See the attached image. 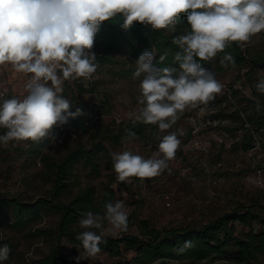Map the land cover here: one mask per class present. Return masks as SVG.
I'll return each instance as SVG.
<instances>
[{
    "label": "clouds",
    "instance_id": "9594fccd",
    "mask_svg": "<svg viewBox=\"0 0 264 264\" xmlns=\"http://www.w3.org/2000/svg\"><path fill=\"white\" fill-rule=\"evenodd\" d=\"M182 13H187L191 31L172 41L182 50L175 55L181 71L174 75L175 68L156 67L152 53L145 51L133 73L134 78L143 74L138 98L143 107L133 114L134 120L158 124L161 131L172 127L186 109L207 104L221 91L215 74L195 58L210 60L229 43L249 41L264 30V0H0V65L8 63L17 72L31 74L26 97L0 105V128L7 129L0 135V144L56 139L54 128L83 115L80 108L70 111V102L59 93L63 80L88 78L96 71L91 49L103 22L119 14L124 29L138 22L159 30L174 25ZM225 62L235 64L230 54L221 60L227 67ZM256 88L264 93V80ZM134 136L129 133V138ZM179 144L177 135L170 133L151 158L130 151L112 153L117 179L159 175L174 159ZM78 224L83 231L76 239L84 252L75 258L77 264L99 253L106 235L127 230L128 210L123 200L106 202L103 214L81 213ZM190 247L192 242L185 241L178 251ZM10 251L8 245L0 247V261H6Z\"/></svg>",
    "mask_w": 264,
    "mask_h": 264
},
{
    "label": "rangeland",
    "instance_id": "374dc122",
    "mask_svg": "<svg viewBox=\"0 0 264 264\" xmlns=\"http://www.w3.org/2000/svg\"><path fill=\"white\" fill-rule=\"evenodd\" d=\"M241 44L247 56L264 57V30ZM91 51L96 54L98 49L93 47ZM114 68L115 64L96 66V71L88 78L62 81L59 95L67 99L70 105L84 108L83 113L90 115L91 121L86 130L69 122L54 128L52 132L56 139L48 137L49 141L42 153L53 158L61 157L79 142L89 146L93 141H98V132H116L120 124L135 121L133 114L143 107L138 101L143 74L137 78H121L114 74ZM210 72L222 85L221 91L214 94L207 104H200L179 114L169 129L161 131L158 127V134H150L147 141L137 137H123L118 144H112L107 139L104 141L113 153L130 151L147 159L158 151L163 136L175 133L180 140L179 147L174 159L167 162L168 167L159 175L144 179L130 177L121 182L114 169L107 164L102 166L97 176L91 175L87 167L79 166L77 186L94 184L100 199L106 186L110 185L117 193L114 202L124 201L128 210L127 232L140 233L143 221L157 228L200 226L231 211L239 203L250 204L253 199L259 198L264 200V185L254 183L259 170L255 163L264 167V137L259 136L260 146L251 155L248 150L233 147L238 133L227 129V126L240 124L227 115L244 105L242 98L248 96L257 99L256 85L264 80V66L251 72L250 63H246L223 71L212 69ZM58 74L62 75L59 71ZM30 76L15 71L11 64L0 65V105L11 98L23 100L28 94L26 84ZM48 86H51V82H48ZM247 112L249 109L240 112L245 122ZM223 113L226 116H222ZM191 115L198 116L201 121L199 147L189 143ZM4 130L0 128V135L4 134ZM28 142L10 141L7 146L0 144V190L13 192L24 200H36L49 193L51 183L42 176L44 166L40 161L41 156L30 158L19 150L20 146L28 147ZM102 162L105 160L102 159ZM260 174L264 179V169ZM56 222L57 216L48 214L28 223L21 231L6 229L16 236L18 243L5 264H27L48 254L53 242L35 232L40 228H54ZM236 225L239 231L249 229L248 225L240 221ZM253 225L256 229L261 226L264 228V224L254 222ZM105 227H109L106 221ZM123 232L110 235L116 236ZM61 242L63 251L69 257L68 264H77L75 258L84 252L82 245L66 239ZM133 255L134 252H128L118 257L100 251L94 257L81 260L79 264H128L127 261Z\"/></svg>",
    "mask_w": 264,
    "mask_h": 264
},
{
    "label": "trees",
    "instance_id": "16d2710c",
    "mask_svg": "<svg viewBox=\"0 0 264 264\" xmlns=\"http://www.w3.org/2000/svg\"><path fill=\"white\" fill-rule=\"evenodd\" d=\"M122 24L123 17L118 14L100 25L93 45L98 49L94 61L96 66L115 64L114 74L121 78H134L133 73L138 67L136 60L142 53L149 51L154 57L153 64L156 67L175 68L177 73L174 75L181 71L175 55L182 50L172 41L174 37L191 31L187 23V13L180 14L176 23L166 29L154 30L150 25L138 22L124 29L121 27ZM245 51L241 42H231L210 60L195 59L209 71L212 69L223 71L228 67L250 63L252 72L255 68L264 66V57L252 58L247 56ZM226 54L234 58V65L229 62H225L227 67L221 65V60ZM161 56H165L163 61L159 59ZM255 93L257 99L243 97L244 105L227 115L232 120L240 122L232 127L227 126V129L243 131L241 139L233 143L235 148L248 150L253 146L254 135L264 137V93ZM79 108L83 112L84 108L80 106ZM247 109L249 112L246 114L245 122L240 112ZM75 110L76 107L71 105L70 111ZM222 116L226 114L223 113ZM90 121V115L83 113L75 119L69 118L68 122L86 130ZM245 123H249V127H246ZM6 131L7 129L3 133ZM191 131L190 129L189 137ZM129 133H135L134 137L147 141L150 134H158V124H144L138 121L122 123L116 132L113 130L112 132L105 130L102 134L98 132L97 136H100L98 141H93L89 146L79 142L58 158L42 153L43 147L49 141L48 137L39 141L29 140V146L26 148L18 147L30 158L41 156L40 161L44 166L42 176L51 183V188L47 195L36 200H24L13 192L0 190V247L9 246L11 250L9 257L14 253L18 242L16 236L11 235L6 229L21 231L41 215L54 214L57 216L54 228H40L35 232L53 242L51 250L44 257L27 264H68L69 257L63 251L61 240L66 239L81 245L76 239L83 231L78 224L81 213L91 211L103 214L104 204L114 203L117 194L114 188L108 185L98 199L94 184L77 186V170L81 165L87 167L91 175L97 176L101 173L103 165L107 164L114 169L113 151L104 141L107 139L112 144H118L123 137H129ZM102 159L105 160L104 163ZM237 221L248 225L249 229L239 231ZM254 222L264 224V200L261 201L260 198L253 199L250 204L239 203L231 211L222 213L200 226L157 228L143 221L140 233L124 231L116 236L108 234L99 247L110 256L119 257L134 252L127 261L128 264H264V228L261 226L256 229ZM185 241H191L192 247L181 253L178 249ZM9 257L6 261H0V264H5Z\"/></svg>",
    "mask_w": 264,
    "mask_h": 264
},
{
    "label": "built area",
    "instance_id": "2783aa9c",
    "mask_svg": "<svg viewBox=\"0 0 264 264\" xmlns=\"http://www.w3.org/2000/svg\"><path fill=\"white\" fill-rule=\"evenodd\" d=\"M235 87V86H234ZM236 88V87H235ZM189 119L192 120V125L190 127L191 134H190V138H189V143L192 146H196L199 147L200 146V134L202 132L201 128H200V119L198 118V116L196 117L195 115H191L189 116ZM246 127H249L248 123L244 124ZM237 140L238 141L241 139L242 137V129L237 130ZM260 146V138L257 135H254V141H253V146L251 148L248 149V151L250 152V154L252 155L253 153H256V149L259 148ZM256 167L258 170V174L256 176V178L254 179V183L257 185H264V179L262 178L260 172L264 169V167L258 165V163L256 162ZM255 166V165H254Z\"/></svg>",
    "mask_w": 264,
    "mask_h": 264
}]
</instances>
